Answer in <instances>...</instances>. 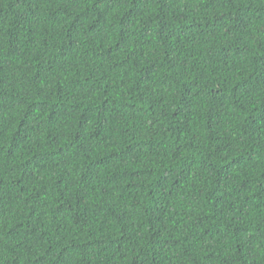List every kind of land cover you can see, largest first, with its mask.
<instances>
[{"label":"trees","instance_id":"16d2710c","mask_svg":"<svg viewBox=\"0 0 264 264\" xmlns=\"http://www.w3.org/2000/svg\"><path fill=\"white\" fill-rule=\"evenodd\" d=\"M0 264H264V0H0Z\"/></svg>","mask_w":264,"mask_h":264}]
</instances>
